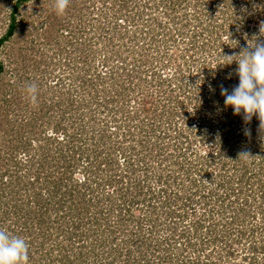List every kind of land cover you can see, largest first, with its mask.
I'll use <instances>...</instances> for the list:
<instances>
[{
  "label": "rangeland",
  "instance_id": "rangeland-1",
  "mask_svg": "<svg viewBox=\"0 0 264 264\" xmlns=\"http://www.w3.org/2000/svg\"><path fill=\"white\" fill-rule=\"evenodd\" d=\"M2 1L4 2V0H0V3ZM5 1L8 4H12L13 2V0ZM125 1L128 2L129 8L122 7V0H68L67 6L63 13H59L57 11L58 0H32L23 6V11H21L19 17H27V19L25 18L24 20L28 24L34 20H37V22L35 24L32 22L31 27H28L25 22H22L23 26L17 29V32L9 41H7V44L1 50L2 53H0V58L5 62L6 66L9 67L8 69H10L8 78L5 80V84L9 82V80L10 82L16 81L15 83L17 84V89L14 87V85H10V89H13L14 87L15 91H12L8 96L10 98L8 99L9 107L5 108L3 116H1L3 110L0 112V155L5 156L7 152L5 146L7 147L9 142L15 145L13 142L15 141L17 148L15 149L14 157H16L15 160L23 163L22 168L20 167L21 173L27 174L30 172L33 163H42L43 169L41 168V178L43 179L41 181L45 182L47 185L43 184L42 187H38L36 193L41 192L42 198L46 200L47 198H51L52 195L56 196L54 201L58 202L59 205L63 204L64 207L69 206L71 202H69L71 187L75 184L74 182V184L71 185L72 180L76 181L80 179L82 182L87 180L93 181V178L96 177L95 180L98 179L96 182L101 184L99 191H103L104 196L107 198L112 197L116 199L115 216H119L117 213L120 212L121 209L125 208L123 207V196L124 193L127 192L128 187V192L131 194V196H134L136 200H139V198L141 199L144 197V194H148V190L155 192L158 190H164L167 185L163 184V182L166 180L171 181V179L176 177L186 178L187 175H190L193 180L195 179V181L200 182V184L197 182L198 188L193 189L190 187V185H187L185 187L186 190L181 188L179 191V195L185 198L183 205L188 206L184 210L187 211L188 214V217L185 220L189 223V218L191 219L194 212L197 215L196 220L201 217L199 215L204 213L203 202L205 198L210 199V201H214V197L217 198L218 195H220V197L223 195V190L221 188L223 179L229 180L231 175H233L232 186L230 189L234 192L235 189H237L236 184H239V182L235 180V174L233 170L238 173V171L241 169V166L239 163L240 158L233 157L235 151H241L239 152L240 157L243 159V161H247L246 164L249 171H252L254 174L260 171L259 165L257 164H259L261 152H264V129L261 130L262 136L257 134L253 138H250L249 135L251 132H249V130L251 129L248 128V126H251L250 123L255 122V115H260L254 113L251 115L250 119H246L244 116V125H242V127L244 129L245 137L243 142L237 137V134L240 132V126L236 122L238 119L234 118L230 122L229 128L224 129L228 134L227 141L222 143V139L220 138V140L219 136H222L224 131L219 124L223 119H220V117L226 116V113L229 114V111H226V108H216L215 104L209 105L204 101L202 108H206V110L202 109L201 113L199 114L196 113L194 108L191 110H193V112L196 114V117L193 119V121L196 120L200 123L201 120L204 119L206 124L203 126L199 124H196L195 127L192 126L190 128L192 131L188 142L190 143V146H192V151L203 154V160L206 165H200L198 162H196L195 165L188 166L193 161H196V158H194L193 155H190L191 148H189L186 158L189 162L182 158H178L176 155L178 153H175L174 151L175 146L173 141L167 137L166 130H163V127L156 123L157 120H160V117H158V111L153 112L151 109L148 112L147 110V113L145 112L141 114L137 119L140 112L136 113V110L140 107L138 105L142 103V98L138 94H135V96L132 98H127V96L123 95L122 92L121 94L118 93L119 90H124L121 86L122 70H120V68H122V66H120L116 60L119 57L128 58L129 56L131 58L137 57L136 59H139V57H141V55L145 52L146 67H156L157 73L153 83H150V77L146 78V82H148V89L147 93L145 92V96L148 94L147 96L149 98V96L152 95V99L149 104L157 107L161 103L160 99H163V97H170V93L167 90L173 88V86H171L173 82L169 77L172 75V68L177 67V65L179 66V62L181 61L176 62L174 58H172V68L168 67L169 70L171 69L170 71L162 68V63L155 64V62H160L163 57L165 58L166 53L164 54V52H169V55H171L172 52L177 53V49L180 50V52H183V40L178 39V41L175 43V47H173L174 45H172V43H169V45L171 44L168 49L169 51H166V47L161 45V34L164 33L162 30L156 29L153 32L156 35V38L155 36L153 37V41L150 40L151 36L149 38L144 37L143 33H146L144 27H146V21L150 16H147L146 12H144L146 16H139V13L147 6L152 5L153 0H139L140 2H137V4L140 6L138 10L135 8L136 0ZM253 1L255 2L253 4H256L259 0ZM201 2L206 5H210L206 7L202 5V8L209 9L210 12L215 15L213 21H216L215 18L217 17V13L216 10L212 8L211 4L215 2L218 4V0H201ZM243 8L244 7H242V9ZM8 9V6H6L5 11ZM130 10H132V17L134 18L133 22L126 20L123 17H117L115 14L121 11L122 15H126V17H128V12ZM250 13L251 15H255L254 13L257 14V12L254 10L249 11V14ZM49 15L52 17V19H54L53 23H55V26L52 32H48L49 37L47 40H45L46 38H44L43 31L46 30V27H49V21L47 18ZM113 15L114 18H112ZM189 15V18L192 17V14ZM228 16L229 19L226 21L225 26L232 28L234 25H236V21L232 12H228ZM4 17L5 15L3 18ZM158 19L160 22L163 21L170 24L172 22L168 19L165 20L164 15H160ZM175 19L177 18L175 17ZM202 19L204 20V18ZM231 19H234L235 22H233ZM261 19L262 18H259L260 21L257 23V27H261ZM149 23L151 25V22ZM2 24L3 23H0V35H3L5 31V27ZM42 24L44 26H42ZM98 24L100 25V27L98 26L99 29L96 26ZM219 25L223 24L220 23ZM166 26H168V24H166ZM168 27L169 29H173L172 25H169ZM146 28H148V26ZM171 32L172 34L176 33L175 30ZM216 35L217 32H213L212 38H215ZM85 37L88 46L84 44ZM43 39L45 42H40ZM32 40H34L35 44H33ZM263 40H261L259 43H264ZM77 41H80L83 47L81 44L78 46L76 43ZM60 48L65 54L67 52L66 55L79 58L86 56V50L87 53H90L93 50L96 51V49H104L103 51L106 54H109L110 59L108 60V63H106V61L101 63L99 57L97 59H91L86 63L88 64L86 68V66H84L85 64H82L86 60H83L82 57L80 63L81 66H78L81 68V70L74 71L72 69V71L69 70V72H67V69H62V71H54L55 62L52 60V57L59 51ZM72 48L75 50H72ZM129 50H131V54L128 53ZM140 51H142V54H140ZM161 52L163 53V56H161ZM202 57L204 58L206 56ZM18 59H20V62H18ZM207 60H210V58ZM192 64L194 63H190V66H193ZM195 67L196 65L191 68V71H197ZM16 68L17 71H15ZM88 68L90 69V73H86ZM111 68L115 70L117 75V78L114 81L113 77L110 76ZM222 68H224L223 71L226 72L231 68V66L229 67V65L226 66L222 64ZM131 69L134 71L132 76L136 75V73L141 74L140 71L135 69V67H132ZM42 70H45L46 73L49 74L53 73L52 75L54 77L60 76V85L57 84V88L49 89V84H46V81H48V83H52L53 79L49 75H46L45 77L41 76L43 78L39 79L40 75L44 74V72L38 74L37 71ZM99 73H104V75L101 74L103 79H98L97 76ZM227 74L229 75V73ZM76 75L77 77H81L84 82L88 81L90 84L89 86H92L91 83H94V85L90 87L91 89L88 88V86L83 91L81 88V81L75 79ZM68 76L73 77L74 79L71 78L69 81ZM15 78L22 79V82L16 80ZM159 78L162 79V82H160ZM26 79L31 80V82L36 86L35 99L32 98V94L29 93L28 88L25 87L27 84L23 85L26 82ZM167 79H169V83L165 82ZM235 79L238 80L237 77ZM17 81L20 82V85ZM179 81L180 79H176V81H174L175 83L173 84L177 87L179 85ZM146 82L144 84H146ZM42 83H44V85ZM144 84H141V81H139L138 87ZM197 84H199V82ZM153 85H156L155 88ZM226 86L229 90L230 85L227 84ZM125 88L127 89V87ZM134 88L129 87L128 90L125 91V94L136 90ZM94 93L98 98H100V102L103 100L104 106L107 109V111L105 110L106 113L103 112L102 108L100 107L102 106V103L99 105L100 102L97 103V109L94 111V102L92 103L91 100V95ZM180 93L181 92L176 91L173 94V98H179ZM201 98L203 103V96ZM135 99H138L136 103L134 102ZM12 100L16 101L15 104H13ZM125 101H127V103H125ZM161 105L164 104L161 103ZM147 106L149 107V105ZM43 113H45L47 117L43 119H37L40 115H43ZM236 115L239 116L244 114L241 113ZM30 120L32 121V125H28V121ZM208 121H212L215 127L219 130L217 135H214V133L208 129ZM85 126L87 128V131L85 130L86 132H84L83 129ZM257 129L258 128L255 126L252 128V130ZM14 132H17L18 135ZM211 132L214 139L209 142L211 139V136H209ZM252 133H255V131H252ZM173 134L174 133L172 132L170 136ZM99 137L100 139L102 137L105 142L100 147H96L93 144V140L97 142ZM109 139L111 141H109ZM146 139H149L151 143V147L147 150L146 143L144 142ZM87 141L88 143H86ZM251 141L255 142L251 143ZM249 142L250 144H248ZM89 144H91V146H89ZM112 146H114L115 151L117 148H119L118 152H114ZM165 147H167V149H164ZM43 148L50 149V155L48 154V158L46 160L42 151ZM227 150L230 152L229 154H227ZM112 152L115 153L114 156L119 163H109L108 158L111 157L110 153ZM53 153L55 156H63L65 159H59L60 162H58L56 161L58 158L54 155L50 157ZM129 153L134 155L132 156V161H136V164L141 166L142 174H134L133 172L134 175H132V170H130L131 167L128 166V162H123L126 156L128 160L131 159L129 158L131 156ZM102 156H104V162L105 159H107V164H101ZM228 157H230V159ZM118 159H120V161ZM144 162H146V165H144ZM204 163L201 162V164ZM175 164L178 165L176 166ZM68 166H70V168H68ZM223 166H225V168ZM232 166L236 167L232 168ZM55 167H58V169ZM98 168L99 170L96 174L95 170ZM66 170H68V173ZM192 170L194 172L193 174H191ZM33 171L34 170H32V173ZM32 176L33 175H31V177ZM84 178L85 180H83ZM61 180L63 181V187L61 186V189L57 191L55 186L59 185ZM244 180L240 185L243 193L246 194L248 193L251 184L250 182ZM30 181L33 182V178H30ZM251 183H254V181H251ZM259 185L264 186V178ZM34 187L35 189L37 188L36 185ZM131 188L134 189L131 191ZM32 190L33 188L31 187V191ZM27 193V190H21L17 198L22 201ZM3 194H7V191L3 192ZM231 196L233 199L232 201L235 202L233 205L234 208L231 210L233 214L236 215V212H240L241 204H243L244 208L245 201H247L246 206H248L247 212L254 208H251V203L247 198L242 200V198L236 199V196L233 194H231ZM11 199H9V201L6 197V201L3 202L6 204L8 201L10 205L9 210L11 213H13H10L11 218L17 219L22 215V213H25V217L28 220L27 223L29 224L30 217L27 212L30 210H28L27 207V210L26 208L24 209L25 205H27L26 199L23 201V203L20 202L19 207H14L15 200L11 201ZM87 199L89 200L90 198ZM258 200L259 199H256V205H259L260 207H255L252 212H257L263 207L262 200ZM106 201L107 204L109 200L106 199ZM148 201L142 205L138 204V206L141 205L140 208H137V205H133V209L129 213L131 216L133 215V221H140L137 224L140 228H142L144 233L152 232L154 235L153 237L158 238L159 240H162V238L167 236L172 239V235L168 230L170 227H174V239H176L180 232H182L185 227H188L186 223L182 222V216H178L179 218L177 217L175 221H173L174 219H167L163 222L162 219L165 216V208L164 206H161L162 201L159 202L156 200V203H152L151 206H147ZM108 205L109 204L105 205L104 202V204L101 203L100 207L101 209L105 210L107 209ZM16 208L19 211L18 214H20L17 215V218V213H15ZM54 211L55 209H52L50 217L48 219L46 217V219L43 220L44 224L42 226L43 228H41V232L44 229V234H38V226H35L32 230V234L35 233V237H39V240L42 243L46 242L44 249L47 252L49 251L50 254L51 252L53 253V248L51 247L54 245V241H60L64 245H69V247L72 245V239L69 241L65 238V235L57 238V233H55L56 228L65 230L66 224H68L67 226L70 227L71 219L68 220L67 218V221L63 223V219L59 216L61 214H59L58 211L57 213ZM123 214L124 213H122V215ZM210 215L211 211H208L207 215L202 218L203 227L205 228L200 232V237L206 236V234L209 233V231L206 230V227H211V229H213L212 231H214V235H217L218 237L215 243L212 242L213 245H209L206 242L205 253L209 254L210 257L208 259L210 261L216 264H264V250H260V246H264V238L259 236V233L258 235L255 234L256 236L254 238H250L249 235V229H252L250 228L251 225L254 224V222L258 223L261 221L260 216L257 218L255 217V220L252 218L245 219L246 216H243V223L233 225L231 228H229V230L226 225L225 231H227L226 233H229V237H225L226 233H224V224L231 216L221 214L219 217H215V221L210 224ZM99 220L102 225L101 228L95 232L92 230L90 233L93 234V238H99L98 235H106V237H109L107 235L110 233H106L104 231V227H106V223L110 222L109 224L112 225L115 224L116 221L113 220L112 217L109 218V216H100ZM86 222V218L84 220L82 218L81 224H86ZM137 224L136 226H133L134 229L137 228ZM89 226L90 225L88 224H82L80 227L82 228L81 231L89 229ZM11 228H13V226H11ZM119 233L120 232H116V235L121 237ZM239 233H242L243 236L238 237ZM50 234L53 235V237H51V240L47 243L45 237H48ZM20 236H23L27 240L29 246L32 243V239H35V237L32 236ZM224 237L227 238V248H225L223 245L224 241H222V239H225ZM231 242L234 245L232 248H229V243ZM37 243H39V241H37ZM252 245H256L259 247V249H256L255 252L253 251L252 253ZM197 247H199L198 244ZM38 248L40 247L37 245H31V248H29L33 257L31 260H28V264H52L50 256L48 255L45 257L46 253L42 249L39 250ZM165 248L166 246L164 245L162 250L166 252ZM128 251H132L130 256ZM163 251H161L162 254ZM37 252H43V254L40 256V253L37 254ZM139 252L140 249L137 247V244L131 245L130 248L128 247L127 249L123 250L124 255L121 260L118 261V264L124 263L125 259L128 257H130L129 264H135L134 261L136 259V255ZM145 252V250L141 251V255L145 254ZM149 254L150 253H148V255ZM55 256L56 255L52 257L55 258ZM253 256H255L257 262L251 259L249 260V257ZM34 258L37 259L35 262Z\"/></svg>",
  "mask_w": 264,
  "mask_h": 264
},
{
  "label": "trees",
  "instance_id": "trees-1",
  "mask_svg": "<svg viewBox=\"0 0 264 264\" xmlns=\"http://www.w3.org/2000/svg\"><path fill=\"white\" fill-rule=\"evenodd\" d=\"M31 1L32 0H13L12 4H8L4 0V2L2 1L0 3V23H3L2 25H4L5 27L4 34L0 35V53H2L1 50L7 44V41H9L14 36V34L17 32V29L23 26L22 22H25L28 25V27H31L32 22L33 24L37 22V20H34L28 24L24 20L25 18L27 19V17H22V18L19 17V14L21 13V11H23L22 9L23 6H25ZM137 2H140V1L139 0L135 1V8L138 10L140 6L139 4H137ZM121 3H122L121 5L123 8L124 7L129 8L127 1L122 0ZM253 3H255L253 0H218V4L216 2L211 4L212 8H214L217 13L216 15L217 17L215 18L216 21H213L215 15H213L209 9L202 8V5L204 7L210 6V5H206L202 3L201 0H153L152 5L147 6L144 10H142L139 13V16H146L144 12L147 13V16H150L147 19L146 24H145V26L146 27L148 26L149 29L144 27V29L146 30V33H143L144 37L149 38L151 36L150 40L153 41L154 40L153 37L155 36L156 38V35L153 32L156 29L162 30L164 33L161 34L162 35L161 45L166 47V51H169L168 49L171 45V44L169 45V43H172V45H174L173 47H175L176 46L175 43L178 41V39L183 40V44H184V47L182 49L183 52H180V50L178 49H177V53L172 52L171 55L168 54L169 52H164V54L166 53L165 58L163 57L160 60V62H157V61L155 62V64L162 63V68L169 70L168 67L172 68V63H173L172 58H174L176 62L181 61L179 62L180 63L179 66L177 65V67L172 68L173 72H172V75L169 77L173 83H175L174 81H176V79H180L179 85L176 87L173 83L171 84L173 88L167 90L170 93V97H166V98L163 97V99H160V102L164 105H161L160 103L157 107H154V105L149 104L152 99V95H150L149 98L147 96L148 94H146L145 96V92L147 93V89H148V86H147L148 82H146L147 80L146 78L150 77V80H151L150 83H153L154 82L153 80L155 79V76L157 75L156 67H149L150 69L146 67V60H145L146 56L144 52L145 50L143 51L144 52L143 54H142V51H140V54L142 55L141 57H139V59H136L137 57L135 56H134L135 58H131L130 56L128 58L115 57L117 58L116 62L118 61L120 66H122V68H120V70H122L121 86L124 91L119 90L118 93L121 94L122 92V94L126 95L127 98L128 97L132 98L133 96H135V94H138L142 98L141 99L142 103L138 105L140 107L136 110L137 111L136 113L140 112L137 119L140 117L141 114L145 112L147 113V110L148 112L151 109L153 110V112L158 111V117H160V120H157V122L156 121L155 122L159 126H162L163 130H166L167 137H169L170 140L173 141V144L175 146L174 151L175 153H178L176 154L178 158H182L188 161V159H186L188 155L187 152L189 151V148H191L190 155H193V157L196 158V161L195 162L193 161L188 166H193L195 165L196 162H198L200 165H204V166L206 165L203 160L204 158L202 156L203 154L192 151V146H190V143L188 142L189 136L192 131L190 128L192 126L195 127L196 124H199L201 126L206 124L204 119H202L200 123L196 120H194L195 121L194 122L193 119L196 117V114L195 112H193V110H191L192 108H194V110L198 114L201 113L202 109L206 110V108H202L204 101L206 104H209V105L215 104L216 108H226V111H229V114L226 113V116L220 117V119L223 118L219 123L222 130L224 131L222 135L224 137L219 136V139L220 138L222 139V140L220 139L222 143L227 141L228 133L224 129L229 128L230 122L234 118L238 119L236 122L240 126L239 127L240 132L237 134V137L239 138L240 141L242 142L244 141L245 136H244V129L242 127V125H244V115L237 116L236 114L233 113V110L231 109V107H225L223 96L220 93L221 86L227 88L226 85L228 84L230 85L229 91H231L232 88L238 84V80L235 79L237 77L236 72H235L237 65L235 62L231 64H225L227 63V58L223 57L222 55H231L233 53H238L243 48H246L248 46L251 47L253 44H257L261 42V40L264 39V0H259L256 4H253ZM6 6H8L9 9L5 11ZM242 7L244 8L242 9ZM252 10L256 11L257 14L256 13H254L255 15H251V13L249 14V11H252ZM228 12L233 13V17L235 18V21H236V25H234L232 28H228L227 26H225L226 21L229 19ZM115 14L117 15V17L118 16L123 17L126 20H130L131 22H133L134 20V18L132 17V10L128 12V17H126V15H122L121 11ZM189 14H192V17L189 18L190 16ZM4 15L5 17L3 18ZM114 15L112 18H114ZM160 15H164L165 20L168 19L172 21L171 24L167 22H163V21L160 22L158 19ZM174 15L177 19H175ZM47 18L49 21V27L48 28L46 27V30L43 31L44 38H46L45 40H47V38L49 37L48 32L49 33L52 32L55 26V23H53L54 19H52L50 15ZM202 18H204V20ZM259 18H262L261 27H257V23H259L260 21ZM231 20L235 22L234 19H231ZM149 22H151V25ZM220 23H222L223 25H219ZM166 24H168V26L172 25L173 29H169V27L166 26ZM42 26L44 25L42 24ZM96 26L100 27L99 24ZM174 30L176 31V33L172 34L171 31H174ZM213 32H217V35L215 38H212ZM45 40L43 39L40 42H45ZM32 42L33 44H35L34 40H32ZM84 42H85L84 44L88 46L86 37L84 39ZM76 43L78 44V46L81 44L80 41L79 42L77 41ZM72 50H75V49L72 48ZM103 50L104 49H100V50L96 49V51L93 50L90 53H87V50H86L85 51L86 56L85 57L82 56L83 58L81 57L83 60H86V61L82 64H85L84 66H86L87 68L88 64L86 63L90 61L91 59L92 60L97 59L98 57L101 60V63H104L105 61L106 63H108V60L110 59L109 54H106ZM128 53L131 54V50H129ZM66 54L62 52L60 48L59 51L52 57V60L55 62L54 71L55 70L62 71V69L64 70L67 69V72H69V70L72 71V69L74 71L81 70V68H79L81 66L80 65L81 58L69 56ZM161 56H163L162 52H161ZM202 56H206V57L203 58ZM209 58L210 60H207ZM18 62H20V59H18ZM190 63H194L192 64L193 66H190ZM222 64L226 66L229 65V67L231 66V68L225 72L223 71L224 68H222ZM194 65H196L195 69L197 71L192 70L193 71L192 72L191 68H193ZM132 67H135V69L140 71L141 74H137L135 72L136 73V75H134L135 77L132 76V73H134L133 69H131ZM8 68L9 67H7L5 62L0 58V112L3 110L1 116H3L5 108L9 107L8 99L10 98L8 96L10 95L12 91H15L14 87L15 88L17 87V84L15 83L16 81L14 82L11 81L12 82L11 83L9 80V82L5 84V80L6 78H8V74L10 72V69ZM15 71H17V68L15 69ZM37 72L38 74L44 72V74L40 75L39 79L43 78L41 76L45 77L46 75H49L52 77L53 79L52 83L50 82L48 83V81H46V84H49L48 85L49 89L57 88L56 87L57 84L60 85V81H61L60 76L54 77L52 75L53 73L52 74L46 73L45 70L37 71ZM86 73H90L89 68L87 69ZM227 73H229L231 77ZM101 74L104 75V73H101ZM101 74L100 73L98 74L97 76L98 79L99 78L103 79ZM110 76L113 77V81L116 80L117 78L115 70L112 68L110 70ZM68 77H69L68 78L69 81L71 78H73L70 76ZM15 79L19 81L22 80L19 78H15ZM75 79L81 81V88L83 91L90 85L88 81L84 82L83 79H81V77H77V75ZM159 79H160V82H162L161 81L162 79L161 78ZM168 80L169 79L165 80V82L169 83L170 81ZM19 81L17 82L20 85ZM139 81H141V84L142 83L144 84L145 82L146 84L138 87ZM198 82L200 85L197 84ZM26 84L27 86L25 87L28 88V85L33 84V83L31 82V80L26 79V82L23 85H26ZM42 84L44 85V83ZM91 84L92 86L94 85V83H91ZM10 85H14L13 89H10ZM92 86H89L88 88ZM155 86L156 85H153L154 88ZM125 87H127V89ZM129 87H132V88L136 87L134 88L136 90L133 89L134 91H130L129 93L125 94V91L128 90ZM176 91L181 92V93L179 94V98L174 99L173 94ZM156 92H159V91H156ZM91 96H92L91 97L92 103L94 102L93 108L95 111L97 109L96 108L97 103L100 102L99 101L100 98H98L95 93ZM202 96H203V103H202V98H201ZM147 99H148V102H147ZM137 100L135 99L134 102L136 103ZM12 101H13V104H15L16 101L14 100ZM101 103H102V106L100 107L102 108L103 112L106 113L107 109L104 106L103 100H101L99 105ZM125 103H127V101H125ZM123 105L125 106L124 103ZM147 105H149V107ZM46 117L47 115L43 113V115H40L37 119H40V118L43 119ZM31 120L28 121L29 122L28 125H32ZM254 121H255L254 123H250L251 126H248V128L251 129L249 130V132H251L249 135L250 138L251 137L253 138L257 134L262 136L261 130L264 129V113L260 114V116L255 115ZM253 126L257 127L258 129L252 130ZM207 127L214 133V135H217L219 133V130L215 127L212 121H208ZM83 129H84V132L87 131L86 126ZM252 131H255V133H252ZM172 132L174 134L170 136ZM212 132L209 135L211 136L210 137L211 139L209 140V142L214 139ZM15 134H17V132ZM93 141H94L93 144L96 147L98 146L100 147L105 142V140H103L102 137L101 139L99 137V139H97V142H95V140ZM109 141L111 140L109 139ZM13 142L15 143V145L9 142L7 147L5 146V149L7 151L5 156L0 155V202H1L0 228L6 229L10 233L15 234V235L20 234V235H26L27 237L28 236L35 237V233L32 234L33 228L35 226H38L39 227L37 229L38 234L39 235L40 233L44 234L45 232L44 229L41 232V228H43L42 226L44 224L43 220H45L46 217L47 219L50 217L52 209H55L54 212L57 213L58 211V213L61 214L59 216L60 218L63 219V220L61 219L63 223L67 221V218L68 220L71 219L70 227L67 226L68 224H66L65 230L63 229L61 230L60 228L55 229V233H57V238L61 237L62 235H65V238L68 239L69 241L72 239V245H70V247L69 245H64L60 241H54V245H52L51 247L53 248L52 249L53 253L51 252L52 254L51 255L49 251L47 252L44 249V247L46 246V242L42 243L39 240V237H35V239L34 238L32 239L31 245H35V246L37 245L38 247H40L38 249L39 250L42 249L46 253L45 257L49 255L51 258L52 264H118L119 263L118 261H120L124 255L123 250L127 249L128 247L130 248L131 245H136V244H137V247H139L140 252L136 255V259L134 261L135 264L136 262L137 264H164V263L166 264H213L214 262L208 259L210 257L209 254L205 253V250H206L205 247H206V242L207 244L211 245L212 242L213 243L216 242L218 237L217 235H214V231H212L213 229H211V227H208V228L206 227V230H208L209 233H207L206 236L200 237L201 230L205 228L203 227L202 218L207 215L208 211H211V215L209 217L210 224H212L215 221V217H219V215L221 214L231 216L229 219L226 220V223L224 224L225 225L224 233L227 232L225 231L226 225L229 230V228H231L233 225H236L238 223H243V218L245 216H246L245 219L252 218L253 220H255V217L257 218L258 216H260L261 221H259L258 223L254 222V224L251 225L250 228L252 229H249V232H250L249 235H250V238H254L259 233V236L264 238V190H263L264 186L259 185L261 184L264 178V152H261L260 157H259V164H257L259 165L261 172L258 171L256 174H254L252 173V171H249L247 169L248 167L246 164L247 161L246 160L243 161V159H241L240 153H239L241 151L240 150L235 151V154L233 157L240 158L239 163L241 166V169L238 171V173H236L233 170L235 174V180L239 182V184H236L237 189H235V192L231 191L230 189V187L232 186L233 175H231L229 180L223 179L221 183L223 195L220 197V195H218L217 193L218 197L217 198L214 197L213 199L214 201H210V199L205 198L203 202L204 213L199 215L201 217H199V219L196 220L197 215L194 212L195 214L193 213L191 219L189 218V223H188L185 220L188 217V214H187V211L184 210L188 206L183 205L185 198L179 195V191L181 188L185 189L187 185H190V187L193 189L198 188L197 186L198 181H195V179L193 180V178L190 177V175H187L186 178L176 177V178L171 179V181L166 180L163 182V184L167 185V187L164 190H158L156 192L148 190L147 191L148 194H144V197H142L141 199L139 198V200H136L134 196H131V194L128 192L129 191V187H128L127 192H125L123 196L124 198L123 207L125 208L121 209L120 212L117 213L119 216H115V212H116L115 200L116 199L112 197L107 198L104 196L103 191H99V189L101 188V184L96 182V180H98V179L95 180L96 177L93 178V181L87 180V181L82 182L80 179L76 181L72 180L71 185H73L74 182L75 184L71 187V192H70L71 195L69 197V202L70 201L71 202L69 206L64 207L63 204L59 205L58 202L54 201L55 200L54 198L56 196L52 195L51 198H47L46 200L42 198L41 192L36 193V191L38 190V187H42L43 184L47 185L45 182L41 181L43 179L41 178V171L43 169L42 168L43 164L33 163L31 167L32 169H30V172H28L27 174L21 173V168L23 166V163L15 160L16 157H14V155H15V149L17 148L16 147L17 145L15 141ZM144 142L146 143V150L151 147V143L149 139H146ZM197 142L200 143L199 141ZM253 142L255 141H251V143ZM86 143H88V141ZM248 144H250V142ZM89 146H91V144H89ZM247 146H250V145H247ZM112 149L114 152L116 151L118 152L119 148H117V150L115 151L114 146H112ZM164 149H167V147H165ZM42 151L44 153V158L46 160L48 158V154L50 155V149L43 148ZM229 153L230 152L227 150V154ZM114 154L115 153L113 152L110 153V156H111L110 158L112 159L108 158L109 163L114 164L115 162H118ZM53 155L54 153L50 157H52ZM129 155H131L129 157L131 159L128 160L126 156L123 162L125 161L128 162V166H130L131 167L130 170H132V175L138 174V173L142 174L141 166H138L136 164V161H132V156L134 155L131 153H129ZM55 157L58 158L56 160L58 162H60L59 159L60 160L65 159V157L63 156H60V157L55 156ZM103 157L104 156L101 157V160H102L101 164H104V163L107 164L108 163L107 159H105V162H104ZM228 158L230 159V157ZM118 160L120 161V159ZM201 162H203L204 164H201ZM140 163L142 164L141 161ZM145 163L146 162H144V165H146ZM175 165L177 166L178 164H175ZM182 165L184 166L183 163ZM223 167L225 168V166ZM234 167L236 166H232V168ZM55 168L58 169V167H55ZM68 168H70V166H68ZM32 170H34L33 173H32ZM98 170L99 168L95 170L96 174ZM66 172L68 173V170H66ZM193 173L194 172L192 170L191 174ZM31 175L33 176L31 177ZM30 178H33V182L30 181ZM244 179L247 182H250L251 184V187L248 190V193H246L247 195L243 193V190L240 185L242 184ZM83 180H85V178ZM251 181H254V183H251ZM62 184H63V181L61 180L59 182V185L55 186V189L59 191L61 189V186L63 187ZM198 184H200V182H198ZM35 185L37 187L36 189L34 187ZM31 187L33 188L32 191H31ZM133 189L134 188H131V191ZM21 190L28 191V193L26 194L25 198L22 199V201L19 198H17ZM5 191H7V194L4 195L3 192ZM231 194L236 196V199L242 198V200H244V198H247L251 203V208L252 207L254 208L250 209V211L247 212L248 206H246L247 201H245L244 208H243V204H241L240 212H236V215L233 214L231 210L234 208L233 205L235 204V202L232 201L233 199H232ZM4 197L5 198L7 197V200L11 199L12 197L11 201L15 200L14 207H19L20 202L23 203V201L26 199L27 205H25L24 209L27 207L28 210H30L27 212V214H29V217H30L29 224L27 223L28 220L25 217L26 216L25 213H22V215L19 218H17L18 217L17 215H20L18 214L19 211L17 210V208L15 210L16 211L15 213H17L16 214L17 219L11 218L10 216L11 211L9 210L10 205L8 201L6 204L3 203L4 201H6ZM87 198H90V199L88 200ZM106 199L109 200V202L107 203L109 205L107 209L104 210V209H101L100 206H101V203L104 204V202H105V205H107ZM256 199L262 200L263 207L261 208V210L257 212H254V211L252 212V210H254L255 207H258V208L260 207L259 205H256ZM156 200H158L159 202L162 201L161 206H164L165 208V211H164L165 216L162 219L163 222L167 219H174L173 221H175L178 216L179 217L182 216V222L186 223V225L188 226L187 228L185 227L182 232H180V234L177 236L176 239H174V236H175V232H173L175 230L174 227L173 228L170 227L168 230L170 231V234L172 235V239L167 236L165 238H162V240H159L158 238L153 237L154 235L152 234V232L144 233L142 228H140L137 224L140 221L136 222L132 220L133 215L131 216L129 213L133 209L132 208L133 205H137V206L138 204L142 205L143 203H146L148 201L147 206H151L152 203H156ZM140 206H138L137 208H140ZM121 212L124 214L122 215ZM100 216L102 217L109 216V218L112 217V219L115 220L116 223L112 225L109 224L110 222L106 223L107 225L106 227H104V231L106 233H110L109 235H107L109 237H106V235L105 236L98 235L99 238H93V234L90 232L92 230L95 232L99 230L102 226L99 220ZM82 218L83 220L86 218V221H87L86 224L82 223L83 225H87V224L90 225L89 229L84 230V231H81L82 228H80L82 226L81 224ZM136 224H137V228L134 229L133 226H136ZM11 226H13V228H11ZM116 232H120L119 235L121 237L116 235ZM242 233H239L238 237H242L243 236ZM244 234H245V231H244ZM51 237H53V235L51 234L48 237H45V240L47 241V243L48 241L51 240ZM225 237H229V233H226ZM226 239L227 238L222 239V241H224L223 245L225 248H227ZM37 241H39V243H37ZM43 241H44V238H43ZM197 244L199 245V247H197ZM229 244H230L229 248H232L234 245L232 242ZM31 245L29 246V248H31ZM164 245L166 246L165 248L166 252L162 250V247ZM251 249L253 253V251L255 252L256 249H259V247H257L256 245H252ZM143 250H145L146 252L145 254L141 255V251ZM260 250L263 251L264 246H260ZM161 251H163V254L161 253ZM39 253H40V256L43 254V252H37V254ZM148 253L150 254L148 255ZM128 254L130 256V254H132V251H128ZM54 255H56L55 258L52 257ZM32 257H33L32 252L29 250V260H31ZM250 259L257 262L255 256L249 257V260ZM36 260L37 259L34 258V262ZM129 263H130V257L125 259V262L122 264H129ZM252 264H255V263H252Z\"/></svg>",
  "mask_w": 264,
  "mask_h": 264
},
{
  "label": "clouds",
  "instance_id": "clouds-1",
  "mask_svg": "<svg viewBox=\"0 0 264 264\" xmlns=\"http://www.w3.org/2000/svg\"><path fill=\"white\" fill-rule=\"evenodd\" d=\"M68 0H58L57 11L63 13ZM227 63H236L235 69L238 84L232 88L221 86L220 93L224 106L231 107L234 114L243 113L246 119L252 114L264 112V43L253 44L238 53L222 55ZM28 92L35 99V84L28 85ZM29 244L20 235L0 228V264H28Z\"/></svg>",
  "mask_w": 264,
  "mask_h": 264
}]
</instances>
